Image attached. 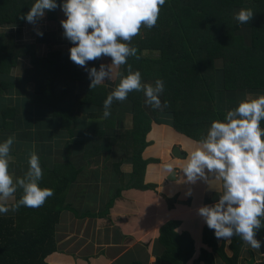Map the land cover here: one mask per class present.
Returning a JSON list of instances; mask_svg holds the SVG:
<instances>
[{
  "label": "crops",
  "instance_id": "1",
  "mask_svg": "<svg viewBox=\"0 0 264 264\" xmlns=\"http://www.w3.org/2000/svg\"><path fill=\"white\" fill-rule=\"evenodd\" d=\"M59 14H62L60 20L66 18L62 10ZM43 21L49 27H43L40 24ZM54 23L57 22L47 20L46 15L35 24L27 23L22 28L5 25L0 26V31L13 32L19 41L34 45L33 31L41 28L51 30ZM61 45L69 48V43L65 41L52 44L53 47ZM41 48L46 50L42 55L48 53L49 46H38V53ZM27 61L30 64L29 59L19 60L12 71L11 81L15 84L11 92L0 96V143L9 136L15 137L9 170L15 178L17 166L24 175L29 167V153L35 150L43 173L47 169L56 170L58 175L65 177L72 166L77 171L66 193L65 205L68 206L61 210L55 226L56 250L46 256V264H226L216 250L203 242L206 222L198 214L199 207L213 205L219 200L223 191L222 181L211 174L209 182L198 179L192 183L187 180L182 170L187 151H191L200 141L182 132L181 114L167 112L165 108L163 111L154 110L145 104L142 92V106L151 118V124L142 141L145 145L141 155L149 161L139 184L149 186L133 185L131 160L125 157L116 143L110 144L104 140L105 137H114L118 128H132V103L129 98L124 102L114 101L111 115L106 119L103 117V106L99 105L120 82L121 67L115 70L113 79L105 80L96 88H90V78L70 84L69 87L73 89L65 95L66 101L83 103V100L90 98V102L81 105L77 120L70 125L72 130L69 131L63 127L61 119L53 117L48 110H41L31 101V97L35 96L37 80L25 76ZM102 63L110 65L111 59L103 58L99 67ZM16 70H20V73H14ZM65 83V80L56 81L55 93L58 96L65 90ZM260 95H264V92L224 90L223 101L218 102L224 103L222 119L241 101ZM13 96L15 99L10 98ZM161 101L164 102L163 93ZM10 106L20 107L22 115L12 128H4L1 110ZM153 111L157 113V120L153 118ZM6 120L9 121L8 118ZM94 144L99 147L91 151ZM174 146L180 148L183 157L172 154ZM167 165L175 167L171 173L166 170ZM118 169L124 174L123 177ZM111 200L113 202L107 213L101 214ZM13 215L11 211L0 214ZM168 222L176 224L171 233L165 231L162 240L160 228ZM263 232L264 227L258 230L259 235ZM182 234L193 241V252L184 262L181 261L182 254L178 257L175 249L178 248L176 241L180 240ZM215 239L217 246L223 245L225 254L231 256L230 240L216 236ZM203 251L212 256V262L204 260ZM252 252L255 253L254 260L251 258ZM236 264H264V255L242 241Z\"/></svg>",
  "mask_w": 264,
  "mask_h": 264
},
{
  "label": "trees",
  "instance_id": "2",
  "mask_svg": "<svg viewBox=\"0 0 264 264\" xmlns=\"http://www.w3.org/2000/svg\"><path fill=\"white\" fill-rule=\"evenodd\" d=\"M34 2L0 0V26L17 25L22 28L29 22L21 19V16L30 11ZM63 2L57 0L58 5ZM242 8L254 11V17L248 24H240L234 18ZM61 10L60 7L46 10V15L47 20L59 23V30L63 32L62 20L58 17ZM232 20L235 21L232 23ZM241 29L248 31V44L245 36L238 34ZM39 32L43 35H39ZM33 35L35 44L28 45L19 41L13 32L0 31V96L11 92L15 84L11 81L12 71L19 60L29 59L31 67L26 66L24 74L37 80L35 96L31 97V101L41 110H48L53 117L61 119L63 127L71 131L70 125L76 122L78 110H81L83 103L90 102V98L83 100V103H72L64 98L73 89L69 87L70 84L86 81L88 72L70 60L73 44L67 38L57 36L54 28L33 31ZM64 41L69 43V48L52 46L53 42ZM41 45L49 46L47 54L39 55L38 46ZM130 46L138 49L139 59L128 58L127 64L121 66V78L127 75V65L130 64L132 71L141 72L143 82L162 80L164 102L168 104L165 110L181 114L182 132L196 140L201 141L206 137L213 121L226 120L222 119L224 103H218L223 101L222 91L264 92V0H165L156 25L151 29L142 27ZM105 57L89 61L87 67L98 70L100 60ZM218 78L221 79V90L216 89ZM57 80L66 82V88L59 96L55 93ZM141 94L133 91L128 95L132 103V128H118L114 137L104 138L107 143H116L125 157L131 160L133 185H142L139 183L149 161L141 155L145 145L142 141L151 124V118L142 106ZM103 103L99 105L103 106ZM21 111L18 106L1 110L2 127L12 128L21 117ZM153 113V118L157 120V113ZM261 127L264 128V121H261ZM98 147L94 144L91 151ZM70 170L65 177L58 175L56 170L47 169L43 173L40 186L54 190V195L43 206H21L13 216H0V264H46V256L56 250L55 226L61 210L68 206L65 205L66 193L77 176L73 166ZM117 171L123 177L124 174L119 169ZM22 176L16 166L15 177ZM20 195L21 191L18 190L16 199ZM112 202L101 214L107 213ZM175 224L168 222L160 228L162 240L166 230L171 233ZM179 239L176 241L178 248L175 249L178 257L182 254L181 261L184 262L193 252V241L186 234L180 235ZM203 242L216 250L226 264H236L242 243L238 236L230 239L231 256L225 254L223 245L217 246L214 230L209 229L207 224L203 228ZM202 254L206 262L213 261L206 251Z\"/></svg>",
  "mask_w": 264,
  "mask_h": 264
},
{
  "label": "clouds",
  "instance_id": "3",
  "mask_svg": "<svg viewBox=\"0 0 264 264\" xmlns=\"http://www.w3.org/2000/svg\"><path fill=\"white\" fill-rule=\"evenodd\" d=\"M165 0H35L30 11L21 16L35 24L46 10L60 7L66 15L61 21L64 36L72 42L70 60L85 68L91 80L90 88L102 85L114 77L115 70L136 57L138 49L130 46L142 27L151 29L158 21ZM254 17L252 9H241L235 15L240 24H248ZM43 35L42 32L38 33ZM104 56L111 57V64L88 68L89 61ZM143 92L145 104L163 111L167 102L161 101L164 82L142 81L140 71L127 65V75L103 103V117L111 115L114 101L124 102L129 93ZM15 99V97H10ZM9 99V97H5ZM264 95L248 97L238 107L227 111L226 120L212 122L206 137L187 151L182 170L189 182L198 179L209 182V174L222 181L223 191L213 205L199 207L209 229L218 239L238 236L252 249H260L256 233L264 227ZM15 137L9 136L0 143V214L16 212L21 206L39 208L54 195V190L41 187L43 170L35 150L29 153L28 170L22 177H15L9 170L13 160L10 155ZM175 167L167 165L171 173ZM21 191L16 199L17 191Z\"/></svg>",
  "mask_w": 264,
  "mask_h": 264
},
{
  "label": "rangeland",
  "instance_id": "4",
  "mask_svg": "<svg viewBox=\"0 0 264 264\" xmlns=\"http://www.w3.org/2000/svg\"><path fill=\"white\" fill-rule=\"evenodd\" d=\"M63 14V13H62ZM62 14H59V18L61 17V15ZM46 15H44V17H45ZM235 20H232L231 22L233 23ZM43 27H49V26H47V25H45V21H43V23H40ZM55 24V26L52 24V27L54 28V31L55 32H57V36H63L64 34H63V32H61L60 30H59V23H54ZM53 28H51V29H53ZM41 29H44V28H41ZM238 34H243V36H245V42H246V44H248L249 43V39H248V31H246L245 29H241V31L240 32H238ZM58 47H62V48H68V46H58ZM39 53L42 55V54H44V53H46V50L44 49V48H41L40 50H39ZM26 63V62H25ZM29 62L27 61V67H31V65L30 64H28ZM14 73H16V74H19L20 73V70H16V72H14ZM221 79L220 78H218L217 79V83H216V89L217 90H221V88H222V86H221ZM222 93H223V91H222Z\"/></svg>",
  "mask_w": 264,
  "mask_h": 264
},
{
  "label": "water",
  "instance_id": "5",
  "mask_svg": "<svg viewBox=\"0 0 264 264\" xmlns=\"http://www.w3.org/2000/svg\"><path fill=\"white\" fill-rule=\"evenodd\" d=\"M172 154H173L174 156H181V157L184 156V153L180 150V148H179L178 146H174V147H173V149H172ZM170 178H172V175H171ZM256 238H257L259 241H261V247H260V249H258V250H259L260 254H263V255H264V232H263L261 235H259V234H258V231H257V233H256Z\"/></svg>",
  "mask_w": 264,
  "mask_h": 264
},
{
  "label": "flooded vegetation",
  "instance_id": "6",
  "mask_svg": "<svg viewBox=\"0 0 264 264\" xmlns=\"http://www.w3.org/2000/svg\"><path fill=\"white\" fill-rule=\"evenodd\" d=\"M257 251L259 252V250H258V249H257ZM254 254H255V253H254V252H252V257H251V258H252V260H254ZM259 254H260V252H259ZM261 255H263V254H261Z\"/></svg>",
  "mask_w": 264,
  "mask_h": 264
}]
</instances>
